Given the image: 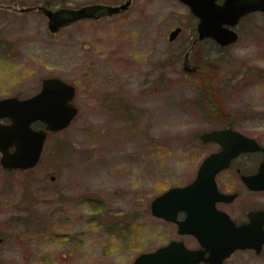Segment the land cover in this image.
<instances>
[{
  "label": "rangeland",
  "instance_id": "1",
  "mask_svg": "<svg viewBox=\"0 0 264 264\" xmlns=\"http://www.w3.org/2000/svg\"><path fill=\"white\" fill-rule=\"evenodd\" d=\"M1 1L9 9L0 16V96L58 76L75 85L79 112L49 133L34 167L0 162V236L15 234L0 243V264H131L172 233L151 202L196 175L215 147L200 135L222 123L212 114L248 117L264 141V12L225 48L198 43L187 60L200 69L190 71L186 39L196 22L180 0H134L123 13L57 33L40 12L19 9L125 0ZM180 24L185 33L170 41ZM247 254L264 264V254Z\"/></svg>",
  "mask_w": 264,
  "mask_h": 264
},
{
  "label": "water",
  "instance_id": "2",
  "mask_svg": "<svg viewBox=\"0 0 264 264\" xmlns=\"http://www.w3.org/2000/svg\"><path fill=\"white\" fill-rule=\"evenodd\" d=\"M189 5L192 12L200 18L198 24L199 38L212 37L221 46H227L239 39L233 29L239 19L252 11L264 12V0H226L219 4L217 0H180ZM132 0H125L119 5L94 3L79 8L62 7L58 9L41 8L48 18V28L52 33L62 27L82 19H99L105 15L112 16L125 11ZM22 8V11H25ZM181 27L169 33L173 41ZM188 69V68H187ZM76 95L74 84L58 76L45 77L42 89L36 95L20 99L12 96L0 99V119L9 118L10 123L0 121V162L4 169H30L38 164L46 139L50 132L61 131L73 122L79 108L73 103ZM37 121L45 123L44 128H35ZM203 141H217L223 150L212 153L202 162L197 178L185 186H174L165 193L156 196L151 202V212L156 217L175 220L179 210H186L188 217L179 221L180 231L196 234L211 251L206 261L219 263L236 248L255 245L245 242L238 236L233 221L224 215L223 223L228 227H196L194 215L215 213L211 206L216 199L224 197L217 189L215 176L218 171L228 167L233 156L243 150L262 149L264 145L234 129H214L202 133ZM54 179V176H52ZM247 182L259 189H264V160L259 171ZM212 223H214L211 220ZM264 241V240H262ZM262 242L259 246L260 249ZM203 255L185 247L182 242H172L157 250L139 254L132 264H199Z\"/></svg>",
  "mask_w": 264,
  "mask_h": 264
},
{
  "label": "flooded vegetation",
  "instance_id": "3",
  "mask_svg": "<svg viewBox=\"0 0 264 264\" xmlns=\"http://www.w3.org/2000/svg\"><path fill=\"white\" fill-rule=\"evenodd\" d=\"M133 1L134 0H132V3ZM217 2L219 4H224L226 0H217ZM3 3L4 1L0 2V16L1 17H3L1 13L9 9L8 4H3ZM98 3H102V2H98ZM182 3L185 4L184 2ZM105 4H110V3H105ZM111 5H119V4H111ZM185 5L188 6V8L190 9L192 17L194 18L196 23L193 25V27L190 30H188L189 32H188V37L186 41L192 40V43H191L190 49L187 51L185 55L186 60L184 63H185V67L188 68L190 71H198L200 69V66L192 65L191 62L187 60L189 59V55L193 52L194 48L196 47L198 43H202L204 41L206 42L208 40H213V41L215 40L212 37H205L203 39L199 38L198 24L200 22V18L192 12L189 5L187 4ZM38 7L52 8L50 7V5L47 4V1H46L44 4H34V5L23 6L19 9V12L27 13L29 11H38L47 18L43 10L39 9ZM22 8H25L26 10L22 11ZM125 11H122L120 13H123ZM257 12H261V11H252V12H249L243 15L239 19V22L237 23V25L233 27V29H235L238 32L239 38L241 36V32H242L241 26L243 25V23ZM114 15H117V14H114ZM106 16L107 15L103 17H106ZM177 27H181V31L179 32L176 38H178L179 35H181L182 33H185L186 31V27L184 24L176 25L173 29ZM215 42L216 44H218L217 41ZM218 45L221 46L220 44ZM221 47L225 48L227 46H221ZM200 51H202V47L197 52H200ZM42 83H43V80L36 87V89H34V91L31 93L20 92L14 95L0 96V99L5 98V97H12V96L19 97L20 99H26V98L32 97L41 91ZM212 115H214V117L216 118L217 116H219V119L222 123L220 124V126L213 127L206 131H211L214 129L230 128V129H234L236 131L241 132L245 136L255 139L259 143V145L261 146L264 145V141H262L261 138L255 135L256 133L259 132L257 128L255 126H252L253 128V131H252V128L250 130L249 127H247V123L249 121H247L246 119H249L248 117L239 116V114H212ZM1 122L10 123L11 120L9 118H5V119H2ZM251 123H253V121H251ZM34 126L44 127L45 124L42 122H36ZM201 135H200V138H201ZM203 142L207 144L212 143L215 146L214 149L211 150V152L208 153V155H206V157L212 153L220 152L221 150H223V145L217 141L211 140V141H203ZM204 159L201 161L200 165L198 166L196 175L193 177V179L180 186L188 185L197 178L198 171ZM263 160H264V151L262 149L243 150V151H240L237 155L233 156L230 160L228 167L218 171L215 176L217 189L219 193H221V195H225V196L219 197L218 199H216L214 203L212 204V206H211V200H209L208 207L204 208V210L206 211H208L209 209H212L213 211H215V213L193 216L194 220L196 219L198 221L194 223L196 224V227L206 228V227H212V226L217 225L223 228L226 226L228 227L229 225L227 223L222 222V219H224V215L226 214L233 221L235 227L237 228L238 236L244 239L245 242H248V243L253 242L255 245L244 247V248H236L229 255L223 257V259L219 263H211L209 261H206V258L210 256L211 251L202 243L201 239L196 234L180 231L179 221L185 220L188 217L189 213L186 210H179L175 220H169L165 217H157L159 220H162V224L164 226H169L172 228V233L168 236L163 233L160 243L153 250H157L159 248L168 246L172 242H182L185 245V247H187L188 249L192 251H197L198 253H201L203 255V259L200 260L199 264H251L252 262L251 260H248L245 258L242 259L240 254L248 253L246 256L251 255L250 257L251 259L257 258L263 255L264 254V241L262 240H264V189L255 188L247 182V179L254 176L259 171L260 165L263 162ZM168 189L163 190L158 195L165 193ZM211 220L214 223H212ZM8 231L9 232L7 233L6 232L2 233L3 235L0 236V243H2L5 240L10 241L12 236L15 235L12 232V230H8ZM5 236L7 238H5ZM261 242H262L261 247L260 249H258L256 246H259ZM153 250H149V251H153Z\"/></svg>",
  "mask_w": 264,
  "mask_h": 264
}]
</instances>
